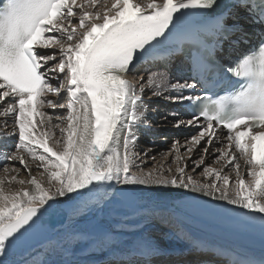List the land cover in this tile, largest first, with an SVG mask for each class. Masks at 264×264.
Returning <instances> with one entry per match:
<instances>
[{"label": "snow or ice", "instance_id": "6c2138e0", "mask_svg": "<svg viewBox=\"0 0 264 264\" xmlns=\"http://www.w3.org/2000/svg\"><path fill=\"white\" fill-rule=\"evenodd\" d=\"M218 7V0H0V124L5 129L9 120L13 124L10 132L0 135L17 137L14 150L5 152L4 159L18 162L27 173L23 179L20 169L7 164L2 169L0 264H8L4 257L26 240L41 209L52 206L50 201L70 193L80 196V189L93 192L112 185L120 186L114 198L126 200L135 199L136 186L200 193L248 210L245 220L258 222L264 235V33L258 46L220 75L216 53L222 50L221 38L240 33L231 42L246 39L241 25L229 26L227 21L251 6L249 0H230L222 11H215ZM259 9L264 24V4ZM208 23L218 48L207 49L200 39V26ZM188 24L200 45L190 54L188 79L196 83L173 82L167 71L152 72L146 81L139 76L138 82L143 81L139 86L128 79L135 77L138 61L164 40L182 35ZM206 73L220 79L231 74L238 86L216 98L185 95V90H196L203 82L197 77ZM146 89L154 97L187 102L194 109L191 119L176 118L173 127L199 125L183 154L179 141L165 154L174 156L175 171L167 169L171 175L161 170L163 164L145 171V161L136 163L141 153L136 151L134 128L147 123ZM45 108L63 109L66 115L53 123ZM57 129L60 138H55ZM217 143L220 147H215ZM194 152L202 154L193 159ZM209 155L219 168L206 163ZM188 160L194 165L191 173L186 171ZM13 183L20 187L13 189ZM152 250L146 243L139 252L147 255ZM258 264H264V257Z\"/></svg>", "mask_w": 264, "mask_h": 264}, {"label": "rangeland", "instance_id": "374dc122", "mask_svg": "<svg viewBox=\"0 0 264 264\" xmlns=\"http://www.w3.org/2000/svg\"><path fill=\"white\" fill-rule=\"evenodd\" d=\"M151 73L152 72L144 74L143 72H140L137 70L135 77H133L132 75H129L128 79L133 80L134 82H137L139 86V83H143V81L138 82V77L143 75L146 81L147 76L150 75ZM172 81L176 82L177 80L172 79ZM151 97H152L151 90L146 89L144 93V97H143V108L146 109L145 116H146L147 123L139 124L136 128H134V131L136 132L138 140L141 139L142 137L141 140L139 141L137 140L136 151L140 152L141 155L136 159V163L140 164L141 160L145 161V163L142 165L145 171H148L149 169H155L159 167L161 164H163V168L161 170L164 171L166 175H171V173L167 172V169L168 167H171L173 169V172L175 171L176 166H175V163H173L174 156L172 155L165 156V154L171 151L174 141H173V138H170L163 132V130L165 129V126H164L165 124H162V123L165 120L164 117L167 116L166 114L168 110L169 111L172 110V108L170 110L169 107H170V104L173 105V102L163 101L161 97H157V99L156 98L151 99ZM43 111H45L48 115L53 117V123L59 122L58 118L66 115L65 114L66 112H64L65 110H62V109L53 110V109L46 108V109H43ZM51 112H54V114ZM162 116H163V119H162ZM2 119L3 118L0 117V120ZM65 124L62 126H65ZM12 127H13L12 121L9 120L8 127L6 129L3 127V124H0V132H10L12 130ZM153 128L154 130H152ZM167 129L170 130L171 127L168 126ZM55 131L57 132L56 137L58 136L57 138H60L59 130L57 129ZM190 134L191 135L179 136L177 140L179 141L181 145L180 151L182 154L186 151L187 140L191 136H193V134L195 133H190ZM3 137L4 136L0 135V138H1L0 139V154H3L4 151L5 152L13 151L14 145L17 140L16 136H13L12 140L4 139ZM10 141H12L11 143L12 149L10 148L8 150L7 148H8ZM215 147H220V145L216 144ZM215 147L213 148V152L215 151ZM145 152L147 153V155L143 154ZM200 154L198 153V155H194L193 153L192 158L198 159ZM152 157H154L155 159L154 160L151 159ZM188 161H187L188 166H187L186 171L191 173V169L194 167V165L191 164L192 163L191 160H188ZM206 163L216 168H219L221 166L214 162L212 156H210L206 160ZM11 166L18 167L19 164L12 162ZM3 167H4V164L0 163V176L5 175V173L2 171ZM34 170L37 173L34 172ZM133 170L135 171L136 169H133ZM38 171L39 170L37 169H33V172L35 173V175L39 174ZM200 171L201 169H197L194 175L198 177ZM229 172H231L230 167L225 169L226 174ZM242 174L245 176V179H247L246 171H244V168H242ZM23 175H24V178H23ZM25 176H27V173H25V171L23 173L22 172L19 173V178L26 179ZM45 180H46V177H45ZM234 180H235V174L232 173V181L234 182ZM13 184L11 185L13 189H15L16 186L20 187V185L18 184H15V183ZM89 187L91 188L92 186L90 185ZM151 187L155 188L156 186H151ZM148 188L149 186L141 187V191L138 192L140 195L135 197V199H133V202L130 200L131 203L126 202L124 204L129 205L130 203V205L133 206L137 204V202H140L139 204H137L136 209H142L148 203H146L145 205V203L142 204L141 201L143 200L147 201L148 199H152V198L158 199V196L159 198L162 197V195H164L167 190H168L167 193H169V189L171 190L175 189V188L168 187L167 189H164V190H158V189L151 190ZM82 191H81L82 195L76 196L75 198H73V200L74 201L77 200L76 202H79L80 203L79 205L81 206H75L72 209L73 202L70 203L69 205V207H71V210L69 211L70 215L68 214V216H66L67 219H69L68 225H64L63 227H61V229L58 228L56 232L51 236L52 238L46 241L45 243L40 244L41 246L38 244V246L36 245L37 247L36 246H34L35 248L33 247L34 249L30 248V249L20 250L19 248L15 247L14 249L10 250L9 255L4 257V259L8 261V264H21V262H27V261H28L27 264H88L90 262L98 263L102 259L107 258L111 254H113L114 251L123 252V251H126L127 249H133L135 241H145L146 243H150L153 246H158L159 248L161 247L163 248L164 246H167L166 243L169 240L168 238L169 236L166 235L163 231H160L158 229L157 231L154 229L145 230V228L141 227L140 229H136L133 231L134 228L131 227L130 228L131 232L127 233V235H121L122 230L117 229L119 224L115 223L116 211L115 210L113 211L112 206L110 207V210L104 207L103 209L101 208V206H103L101 205L102 200L109 201L113 199V194H114L113 190L111 191V189H107L104 187V188H101L99 191L94 190L93 192H89L87 189H85L83 192ZM67 197L68 196H66V198ZM58 198L66 199L65 197H57L56 199ZM138 199H143V200L139 201ZM86 201L88 204L86 203ZM51 202L52 201H50L49 204H51ZM45 208L47 209L48 205H45ZM119 210L122 211L121 209ZM102 212L104 215H102ZM112 215H114V217H112ZM102 216H105V217H102ZM158 227L160 226L157 225V228ZM161 228L162 227H160V229ZM118 234H119V237H117Z\"/></svg>", "mask_w": 264, "mask_h": 264}, {"label": "bare ground", "instance_id": "6f19581e", "mask_svg": "<svg viewBox=\"0 0 264 264\" xmlns=\"http://www.w3.org/2000/svg\"><path fill=\"white\" fill-rule=\"evenodd\" d=\"M48 51H51V50H48ZM179 62L176 61L175 64H174V68L169 71V72H174V74H170L171 76V79H176V80H180V82H183L181 80V74H180V70H179ZM151 65L147 66L144 70L146 73H150L149 70L151 69ZM138 69V68H137ZM148 69V70H147ZM155 71H165L162 67H156L154 68L153 71L151 72H155ZM145 74V73H144ZM143 76V75H142ZM170 95L174 94V93H169ZM185 95H189L188 94V90H185L184 92ZM157 99V97H154L152 96L151 99ZM163 99V101H168V102H171L170 100H168L167 98L165 97H161ZM173 105L170 104V110L172 108L171 111L168 110L167 116L169 119L167 120H164L162 124H165V129L163 130V132L169 136L170 138H173V141H177L179 136H186V135H189L190 133H195L197 134L198 133V130L199 129V125H194V126H188V127H180V128H175L173 127V122H174V119L176 118H179V119H183V120H188L186 119L185 117V114L182 113L180 110H179V107L178 105H175V107H172ZM168 107V106H167ZM177 107V108H176ZM46 109V108H45ZM63 110V109H62ZM166 110V109H165ZM55 112V111H54ZM54 112H51L54 114ZM66 112V111H64ZM49 113V114H51ZM63 113V112H61ZM60 113V114H61ZM173 113L177 114L175 117L173 115ZM66 114V113H65ZM157 114V113H156ZM63 115V114H62ZM154 116V115H153ZM161 117V116H160ZM39 119V118H37ZM56 119V118H55ZM162 119H163V116H162ZM157 121V120H156ZM172 122V123H171ZM157 123V122H156ZM66 126V124H65ZM158 126V125H157ZM170 126L171 129H167V127ZM158 128V127H157ZM151 129V128H150ZM163 129V128H162ZM154 130V128L152 129ZM151 130V131H152ZM57 133V132H56ZM219 135H223L221 134V132H217ZM156 135V134H155ZM2 136V135H1ZM58 137V136H57ZM56 137V138H57ZM155 137V136H154ZM2 138V137H1ZM0 138V139H1ZM4 139H6L5 137H3ZM144 138V137H143ZM153 138V136H152ZM7 139H13V136L10 137V138H7ZM142 139V137H141ZM139 139V140H141ZM138 140V139H137ZM138 140V141H139ZM172 142V141H171ZM11 143L12 141L9 142V145H8V150L11 148ZM141 143V142H140ZM50 144H51V141H50ZM218 144V143H217ZM157 148V147H156ZM12 149V148H11ZM170 151V150H169ZM5 153V151H4ZM4 153L3 154H0V163L1 164H7L9 167H14V166H11L12 165V161H6L4 159ZM198 153L200 154V152H194V155H198ZM202 154V153H201ZM152 155V154H151ZM211 155L207 156L206 157V160L210 157ZM210 161V160H208ZM189 162V161H188ZM242 165V168H243V161L240 160L239 161ZM13 163H18V162H13ZM190 163V162H189ZM19 164V163H18ZM192 164V163H191ZM220 165V164H219ZM176 166V165H175ZM215 166V165H214ZM17 169H20V172H24L23 170V167L19 164L18 167H15ZM32 169H36L35 165H32ZM192 170V169H191ZM3 171V170H2ZM34 172H36L34 170ZM33 172V173H34ZM39 172V171H38ZM26 173V172H25ZM37 173V172H36ZM35 175V173H34ZM38 176V175H37ZM22 177V176H21ZM27 178V176H25ZM23 178H24V175H23ZM14 185V184H13ZM118 186V185H112L111 187H108V186H105V188L107 189H111L114 190L115 187ZM15 187V186H14ZM19 187V186H18ZM141 187H146V186H138L137 187V192H136V197L139 196L140 194L138 192L141 191ZM17 188V186H16ZM168 188V187H167ZM167 188H164V187H151L149 186L148 189H151V190H154V189H158V190H164V189H167ZM171 188V187H170ZM80 193L82 191V189L78 190ZM161 192V191H160ZM168 190L166 191V193L164 195H162V197L159 198L158 196V199L156 198H152V199H148L147 201L146 200H143V199H138L139 201L140 200H143L141 201L142 204L145 203H148L146 206H144V208L142 209H136L137 208V204H139L140 202H137V204L131 206L130 205V200H126V199H123V198H114V195H113V199L109 200V201H106V200H102L101 201V208L103 209L104 208H107L110 210V207L112 206L113 207V211L115 210L116 211V215H115V223L119 224V226L117 227V229H121L122 232H121V235H127V233L131 232L130 228H134V230L136 229H140L141 227L142 228H145V230L147 229H154L157 231L160 230V231H163L166 235H168L169 237V240L168 242L166 243V247H161L159 248L158 246H152V248L154 250L152 251H149L148 254H150L151 256H157V257H163L165 255H173L174 253H176V251L178 250H186L190 247L193 246V244H197L198 241H202V242H206L208 245L210 246H213L215 248H218L219 246H224L223 248L220 247L223 251H227L229 252V250L231 248H234L232 243L234 242L233 239L231 238H225L221 235H218L216 233H214L212 230L206 228V227H200V226H193L192 224L189 223V225L187 227H184L183 225L179 224V223H176L172 220L171 216L169 215V213L165 214V211L168 209V211H171V208H170V204L171 202L174 200V198L176 196H182V195H186V194H196V195H200V196H204L203 194H200V193H192L186 189H174V190H171L169 189V193H167ZM112 193V192H111ZM152 194V193H151ZM157 194V193H156ZM159 194V193H158ZM72 195L71 197L75 198L77 196L76 193H70L68 194V196ZM110 195V194H109ZM218 195V194H217ZM147 196V195H145ZM161 196V195H160ZM98 197V196H97ZM112 197V195H111ZM154 197V196H152ZM204 197H207V196H204ZM66 198V197H65ZM72 199H69L68 197L66 199L64 198H61V199H56V202L53 203L51 202V207L48 206L47 209H55V206H58L59 204H64L65 207L68 206V204L70 205V203H72V209L73 207L75 206H81L79 205L80 203L79 202H76ZM104 198V197H103ZM147 198V197H146ZM207 198H210V199H213L211 197H207ZM109 199V198H108ZM136 200V201H138ZM152 200V201H151ZM214 200H217V199H214ZM133 202V200H131ZM151 201V202H150ZM219 201V200H217ZM76 202V203H75ZM89 202V201H88ZM126 202H130L129 205L128 204H124ZM222 203H225L227 204V202H224V201H220ZM85 203V202H84ZM87 203V201H86ZM100 203V202H98ZM106 203V204H105ZM88 204V203H87ZM99 205V204H98ZM106 205V206H105ZM97 206V205H96ZM140 206V205H139ZM99 207V206H98ZM141 208V207H140ZM44 209H46L44 207ZM93 209V208H91ZM96 209V208H94ZM119 209H121L122 211H120ZM42 210V209H41ZM59 211H63V210H66L65 208H61V209H58ZM70 210H71V207H70ZM101 211V210H100ZM104 211V210H103ZM245 211H248V210H245ZM95 212V211H94ZM69 214V213H68ZM72 214V213H71ZM70 215V214H69ZM78 215V214H77ZM100 215V214H99ZM102 215L103 212H102ZM106 216V215H105ZM105 216H102V217H105ZM112 217H114V215H112ZM69 219H66L65 220V223H63V225H60L59 226V229H61V227H63L64 225H68V222ZM72 222V221H71ZM104 222V221H103ZM74 224V223H73ZM82 224V223H81ZM188 224V223H187ZM76 225V224H75ZM80 225V224H79ZM157 225L162 227L160 229V227L157 228ZM192 226L197 229V231H193L192 230ZM112 228V227H111ZM166 229V230H164ZM56 232V231H55ZM54 232V233H55ZM142 232V230H141ZM53 233V234H54ZM138 233V232H137ZM52 234V235H53ZM136 236V235H135ZM119 237V234L118 236ZM52 238V237H51ZM50 238V239H51ZM49 240V239H48ZM48 240H45L43 241L42 243L40 244H43L45 243L46 241ZM39 244V245H40ZM146 244L145 241H135L134 242V248L133 250L132 249H127L126 251H114L113 254L110 255L109 259L110 258H118V257H122V258H129L133 255H138V256H141L140 252H139V249L141 247H143L144 245ZM245 245L247 248H248V244L247 243H240L239 245V248H243V245ZM36 246V245H35ZM38 246V245H37ZM36 246V247H37ZM41 246V245H40ZM67 246V245H66ZM33 246H30V247H21L19 248L20 250H25V249H30V248H33ZM35 248V247H34ZM33 248V249H34ZM57 248V247H56ZM32 249V250H33ZM69 249V248H68ZM135 249V251H134ZM237 249V248H236ZM240 249V253H242V250ZM262 247H259V246H255L252 248V250L250 251H247V250H244V252L242 253L243 255H246L248 258L250 259H253L254 261L256 262H259V260L264 257V253H262ZM67 251V250H66ZM21 252V251H20ZM50 260V259H49ZM51 261V260H50ZM28 262V261H27ZM88 264H96L95 262H90Z\"/></svg>", "mask_w": 264, "mask_h": 264}, {"label": "water", "instance_id": "95a60500", "mask_svg": "<svg viewBox=\"0 0 264 264\" xmlns=\"http://www.w3.org/2000/svg\"><path fill=\"white\" fill-rule=\"evenodd\" d=\"M115 188V192L116 189ZM42 215L38 213L39 219L33 229L28 233L26 240L18 244L16 247H30L42 243L49 239L56 228L61 224L59 215L61 212L52 210H41Z\"/></svg>", "mask_w": 264, "mask_h": 264}]
</instances>
